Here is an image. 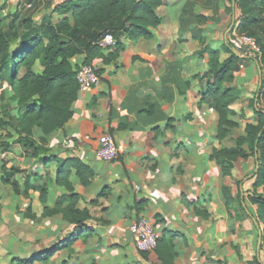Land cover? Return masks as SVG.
<instances>
[{"label":"crops","instance_id":"obj_1","mask_svg":"<svg viewBox=\"0 0 264 264\" xmlns=\"http://www.w3.org/2000/svg\"><path fill=\"white\" fill-rule=\"evenodd\" d=\"M63 1L0 0V25L9 33L25 17L38 22L50 15L55 23L61 16L53 9ZM161 1L155 8L161 22L150 27L151 37L132 41L122 36L118 47L102 49L106 59L92 62L99 83L78 92L72 117L47 135L51 154L78 157L93 171L86 186L74 171L70 175L80 196L76 207L89 214L88 230L76 231L60 212L41 215L44 205L53 207L65 191L62 187H49L41 203L36 192L15 194L2 183L10 165L31 164L18 144L0 155V183L10 189L9 202L2 203L5 215L14 214L16 223L21 216L29 236L25 245L14 246L20 258L51 249L74 232L71 241L35 257L33 264H264L263 225L256 222V207L250 202L255 159L235 161L231 176L223 181L211 157L213 149L234 146L244 125L255 121L253 107L264 109V67H258L254 55L239 54L246 59L233 81L224 83L236 93L229 108L237 126L219 141L217 114L200 101V93L208 89L202 79L208 64L207 54L198 51L217 49L219 61L225 60L229 53L222 44L238 33L241 11L234 0ZM72 60L80 65L83 55ZM103 133L114 137L118 153L113 161L95 156L96 137ZM66 138L74 141L72 148L62 146ZM34 170H41L40 165ZM224 184L228 196L222 193ZM139 217L158 233L153 251L134 247L128 227Z\"/></svg>","mask_w":264,"mask_h":264},{"label":"trees","instance_id":"obj_2","mask_svg":"<svg viewBox=\"0 0 264 264\" xmlns=\"http://www.w3.org/2000/svg\"><path fill=\"white\" fill-rule=\"evenodd\" d=\"M161 3V0H65L53 9V13L61 16L55 23L50 15L41 17L38 22L25 17L9 33L0 25V155L18 144L25 160L33 161L25 168L10 165L2 176V183L9 184L15 194L36 192L41 203L49 187H62L65 191L55 199L53 207L43 206L42 216L60 212L62 219L74 225L76 231L90 228L88 211L76 207L80 196L73 190L70 175L74 171L80 184L86 186L91 182L92 169L78 157L51 154L46 145L47 135L63 127L73 114L72 104L78 95L75 77L78 63L73 62V57L83 55L82 64L91 65L94 59H106L98 45L105 34L116 39L117 47L122 36L132 41L151 37L150 27L161 22L155 11ZM234 3L241 11L238 33L253 36L258 41L260 56L251 58L262 70L264 36L260 24L264 0H234ZM222 48L229 56L221 62L217 49L204 47L198 51L200 55L207 54L208 64L202 76L208 89L200 93V101L217 114L215 135L219 141L237 126L229 108L236 93L232 86L226 87L224 83L233 81L234 72L245 58L234 52L228 39L224 40ZM111 55L108 53L107 57ZM260 77L263 78V72ZM4 83L8 89L3 88ZM260 92L264 94V83ZM253 111L255 121L244 125V134L235 138L234 146L213 149L211 157L220 166L223 181L231 176L235 161L255 159L250 202L256 205V222L262 223L264 230V109L256 106ZM38 165L41 170H34ZM17 174L19 177L14 178ZM258 187L262 188L261 193L255 192ZM222 193L228 196L225 184ZM228 200L226 197V202ZM74 234L31 258L13 257L11 262L33 264L35 257H45L58 250L66 241H71Z\"/></svg>","mask_w":264,"mask_h":264},{"label":"built area","instance_id":"obj_3","mask_svg":"<svg viewBox=\"0 0 264 264\" xmlns=\"http://www.w3.org/2000/svg\"><path fill=\"white\" fill-rule=\"evenodd\" d=\"M261 34L264 36V14L261 18ZM231 46L238 54H260V45L255 37L237 33L229 39ZM98 45L102 49H113L117 46L116 39L111 34H105L99 41ZM76 81L78 92L86 91L96 86L100 81L97 69L91 64H80L76 68ZM84 136V139H89ZM97 147L95 149L96 158L103 161H113L117 157L118 149L114 137L110 133H103L96 137ZM64 148H72L74 141L66 138L62 141ZM264 150V138L262 141ZM132 236V241L136 250L140 252H150L156 247L158 233L154 226L144 217L134 220L128 227Z\"/></svg>","mask_w":264,"mask_h":264},{"label":"rangeland","instance_id":"obj_4","mask_svg":"<svg viewBox=\"0 0 264 264\" xmlns=\"http://www.w3.org/2000/svg\"><path fill=\"white\" fill-rule=\"evenodd\" d=\"M37 67V65H36ZM3 86H5L6 89V84L4 83ZM8 94V93H7ZM0 188H1V193H0V228H3L0 230V264H9L10 260L13 257H18L20 256L17 255L16 250L19 249L22 245L26 244L28 242V235H27V229L26 226L24 225V220L19 217V222L16 223L14 220L16 219L14 214L13 215H5L6 209L4 208V205L2 204L3 202H9V186H5L0 183ZM254 205V204H252ZM256 207V205H254ZM15 218V219H14ZM4 225V226H2ZM41 234V232H39ZM21 237L20 240L17 238ZM18 240V241H17ZM36 242V241H34ZM15 245H18L16 247ZM14 246L17 248L15 249ZM26 247V246H23ZM18 251V250H17Z\"/></svg>","mask_w":264,"mask_h":264},{"label":"water","instance_id":"obj_5","mask_svg":"<svg viewBox=\"0 0 264 264\" xmlns=\"http://www.w3.org/2000/svg\"><path fill=\"white\" fill-rule=\"evenodd\" d=\"M234 52H235L236 54H238L236 50H234ZM263 130H264V126H263V128H262V131H263ZM258 135L261 136V133H259Z\"/></svg>","mask_w":264,"mask_h":264}]
</instances>
